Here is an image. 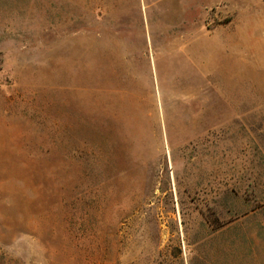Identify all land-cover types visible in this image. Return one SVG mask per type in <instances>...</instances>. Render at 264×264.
Returning a JSON list of instances; mask_svg holds the SVG:
<instances>
[{
  "label": "rangeland",
  "instance_id": "rangeland-1",
  "mask_svg": "<svg viewBox=\"0 0 264 264\" xmlns=\"http://www.w3.org/2000/svg\"><path fill=\"white\" fill-rule=\"evenodd\" d=\"M0 264H264V0H0Z\"/></svg>",
  "mask_w": 264,
  "mask_h": 264
}]
</instances>
